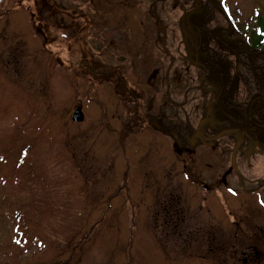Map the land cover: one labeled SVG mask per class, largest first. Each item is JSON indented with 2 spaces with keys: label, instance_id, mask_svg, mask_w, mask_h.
Instances as JSON below:
<instances>
[{
  "label": "rangeland",
  "instance_id": "1",
  "mask_svg": "<svg viewBox=\"0 0 264 264\" xmlns=\"http://www.w3.org/2000/svg\"><path fill=\"white\" fill-rule=\"evenodd\" d=\"M40 1L42 6L36 3ZM197 3L0 0V165L14 164L17 145L23 137L31 143L33 130L41 141L64 145L61 160L35 166L38 170L27 190L10 193L7 214L0 211V264H219L202 243L176 240L163 227L172 224L166 222L161 201L176 196L187 211L189 229L200 226L205 235L227 243L233 255L236 252L235 257L228 253L222 264H241L236 258L242 250L251 264L253 222L261 221L257 227L264 228L263 217L254 220L251 205L254 197L264 206V190L256 184L264 178V152L244 138L234 155V168L223 174L220 169L232 162L233 137L219 127L226 133L220 144L207 146L193 135L210 104L204 105L202 93H216L198 84L201 75H194L182 57L192 55L196 41L187 21L201 28L203 18L214 24L211 17H218L205 3L207 10L198 12ZM221 5L249 35L258 23L264 26V0H222ZM62 15L67 18L62 20ZM40 24V31L34 29ZM66 26L71 29L65 31ZM204 53L219 64L218 50L205 47ZM157 61L161 72L154 78ZM253 65L263 68L264 61ZM217 68L221 77L231 78L228 66ZM127 91L146 94L143 104L154 93V104L161 106L157 114L165 108L173 113L176 131L153 129L143 117L131 119ZM77 104L85 117L75 123L71 115ZM22 112L30 119L17 114ZM222 118L217 117L221 126L228 127L231 122ZM126 121L132 134L121 141ZM3 172L0 169V177ZM196 179L221 191L201 190ZM236 188V194L229 191ZM234 217L241 221L237 238L242 240L232 248L235 225L229 220ZM263 245L264 240L258 249Z\"/></svg>",
  "mask_w": 264,
  "mask_h": 264
},
{
  "label": "trees",
  "instance_id": "2",
  "mask_svg": "<svg viewBox=\"0 0 264 264\" xmlns=\"http://www.w3.org/2000/svg\"><path fill=\"white\" fill-rule=\"evenodd\" d=\"M261 29H263L264 31L263 27H261ZM260 36L264 37V34ZM251 46L254 50L257 51L259 50L260 44H251ZM228 55L231 58V60L229 61L230 67L234 71L233 78L237 80V84L227 87V95L223 99L222 104L225 106L224 109L228 112L227 116L229 118L234 119L240 117L241 119H243V123L246 125L248 124V110L251 101L256 97L264 98V67L256 68V66H252L255 61H264V52H260L259 54L254 56L248 54L243 47H240L239 49H234L233 51L229 52ZM232 86L237 87V91L235 93L230 91L232 90ZM132 109H134V107L131 108V110ZM17 114L22 117L25 116L26 118H28V120L30 119V117L25 115L23 112ZM252 118L259 124L264 125V102L256 103L253 105ZM257 131L259 136L263 137L262 139L264 143V129H259ZM33 133H37V131L33 130L31 134ZM23 134L26 136L27 132H24ZM254 135L257 138V133H254ZM30 139L32 144L23 137V141L17 145L16 160L13 165H10L8 162H6V164L0 165V169L4 170L3 174H5V176L0 177V196L1 199L4 197L3 202H0V211L2 212V214H7L6 206L10 201V193L14 191H17L16 193H18L20 191L23 192L27 190L30 181H33L37 173L35 172V170L37 171L38 167L35 168V166H37L38 164L40 165V163L42 162H45V158L41 159L42 148L47 146L48 142L41 141L40 136H37V138L32 137ZM37 140H40L41 143L38 144ZM258 141L260 142L261 140ZM50 147L51 146H48L46 149ZM69 159H71V157H69L68 160ZM176 205V202L172 198L170 200H163L161 202V211L164 210V215L165 213H168V218L166 221L170 219L171 216L169 215H171L172 211V215H174V211L177 212L175 214L178 215L179 220L182 218L181 212H179L178 209L174 210ZM9 214L10 218L14 219L12 210L11 212H9ZM179 222H181V220ZM179 226H182V223H180ZM194 227L196 229L189 231L191 233L190 238L194 240L193 242L198 246L200 243H202V247L206 248L205 250H207L213 256H216V259H213L216 263L222 264L223 261H226V255L228 253L231 256H234L232 249L228 251L227 243H219V241L214 239V237H209L207 234L205 235V232L203 230L198 229L200 226ZM178 235L183 236L181 233H179ZM232 237L234 238L233 235ZM235 245L236 244L233 240L232 247H234ZM187 246L189 248L193 247V245L191 244H187ZM261 259L264 261V253L261 256Z\"/></svg>",
  "mask_w": 264,
  "mask_h": 264
},
{
  "label": "flooded vegetation",
  "instance_id": "3",
  "mask_svg": "<svg viewBox=\"0 0 264 264\" xmlns=\"http://www.w3.org/2000/svg\"><path fill=\"white\" fill-rule=\"evenodd\" d=\"M219 27L220 28H218V30H219V34L218 35H216V33L214 31L215 29L210 30V33H208V34L206 32H199V36L196 34V36L194 37L195 40H196V42L194 43V47H193V50H192V55L188 56V55H185L184 54L182 56V57H184V59L188 60L187 63L190 66H192L190 68H192L194 70L193 71L194 72V75H201L199 77L200 80L197 81L198 84H210V85L214 84L213 86H216V87L219 88V92L217 93L218 96L216 97V99L210 100V102L212 103V105L214 107V108H210L209 109L210 111H217V110L218 111H220V110L225 111V109H224L225 106L222 104V101H223V99L227 95V94H224L223 98L220 99V95L222 94L221 89H220V87L217 84L218 82L216 80H213V78L210 76L211 73H208V69L209 68H208V66L206 64V57H204L205 56V53H204L205 45H203V42L208 45L207 40L210 37L211 38H214L215 43H216V41L218 42L219 47H223L224 49L225 48H227V49H230L231 48V46H228L225 42H222L220 40L221 35L224 34V33H226L223 30L225 28V25H221ZM183 32L186 33V30H183ZM230 39L234 43L237 42V41H239V37L237 35L234 36L233 32H230ZM239 44H240V41H239ZM215 47H217V45H215ZM196 69L199 70V72L196 71ZM165 72L167 73V75H169V72L170 71L167 68V70H165ZM155 73L156 74H155L154 78L157 75H159V70H156ZM219 74L221 75V73H219ZM175 78H177V75H174V79ZM192 78H193L192 76L188 77V79H191V80H192ZM172 80H173V78H172ZM166 82H167V84H165L166 87L167 88H170L171 84L168 82V79H166ZM157 88H158V85H156V89ZM202 94L203 95H206V97L204 99V105H205V103L207 102V94L206 93H202ZM203 95L201 97V100L202 101H203ZM167 99L170 100L169 94L167 95ZM206 112H208V109L206 110ZM131 116L133 117L135 115L133 114ZM205 116H207V114ZM135 117H137V116H135ZM204 117L202 119H205L206 120V123H209L212 127H215V126H218L219 125V122L217 120H214V117H215L214 114H209L207 117H205V118ZM156 120L157 119H149V122H152V121L155 122ZM167 121H168V119L167 120H164V123L167 124ZM234 123L235 124H238V127H234L232 129V131L229 130L230 131V132H228L229 135L230 134H233L235 136L237 133H240L241 136H244V135H248L249 133H258V131H257V130H259L258 125H260L256 121L254 123H251L249 121L248 124L245 125L243 123V121L241 120L240 117L238 119H235ZM205 133H206L205 134L206 136L203 135V134L198 135V137L200 138V140L202 141V143H205V141H204L205 139H210V138H214V137L216 138L220 134V132H216L213 129H208V130L205 131Z\"/></svg>",
  "mask_w": 264,
  "mask_h": 264
},
{
  "label": "water",
  "instance_id": "4",
  "mask_svg": "<svg viewBox=\"0 0 264 264\" xmlns=\"http://www.w3.org/2000/svg\"><path fill=\"white\" fill-rule=\"evenodd\" d=\"M72 118H73L74 120H82V118H83V114H82L80 108H77V109L75 110V112H74Z\"/></svg>",
  "mask_w": 264,
  "mask_h": 264
}]
</instances>
